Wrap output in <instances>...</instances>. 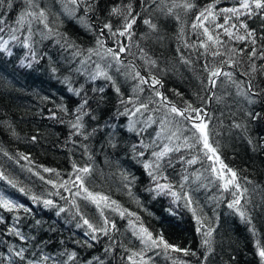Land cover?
<instances>
[{"label": "trees", "instance_id": "1", "mask_svg": "<svg viewBox=\"0 0 264 264\" xmlns=\"http://www.w3.org/2000/svg\"><path fill=\"white\" fill-rule=\"evenodd\" d=\"M246 12L240 0H0V198L17 206L0 207V264H264V11ZM121 46L118 61L107 50ZM130 60L161 85L141 84ZM220 67L232 76L211 88ZM192 109L208 112L219 161L195 144ZM73 165L107 202L85 199ZM141 228L195 255L142 243Z\"/></svg>", "mask_w": 264, "mask_h": 264}, {"label": "snow or ice", "instance_id": "2", "mask_svg": "<svg viewBox=\"0 0 264 264\" xmlns=\"http://www.w3.org/2000/svg\"><path fill=\"white\" fill-rule=\"evenodd\" d=\"M77 0H72V3H76ZM29 3H31V0H29ZM9 6H11L9 4ZM185 8L187 9H190L192 7H194L192 4L190 3H185L183 5ZM212 8H213V5H208V7L204 10V11H201L199 16L196 17V20L199 21L201 19V17H204L205 20L208 19V16H211L213 15V12H212ZM240 8L242 9H245L247 10L246 14L249 15L250 17L252 15H255L257 14L256 10H261V11H264V0H240ZM114 11H116L114 9ZM222 13H232V15L237 19L239 20V17L241 15V13L239 12V10L237 8H226V9H221L220 10ZM205 12L208 13V16L205 15ZM27 15H36V13H27ZM39 17H44L45 16V13L43 11L39 12ZM231 19V17H228V16H225L224 18V22L225 24H227L229 22V20ZM23 20V15L21 16V21ZM20 21H18L19 23ZM135 23V18H133L131 20V22L129 23H126L123 27V30L119 32V35L123 36L125 35L126 32H128V30L132 27V24ZM144 23L146 24H150V21L148 20H145ZM151 27H155L154 25H150ZM105 28H108L109 30H111V25H104ZM193 28H197V27H202L203 28V33L202 35H206L208 40L209 41H212L213 43H216V44H219L221 43V41L219 40L218 37H213L210 32H209V29L207 27H205L203 25V23H200V24H196L194 23L192 25ZM217 27H221L223 28L224 25L223 24H218ZM232 28H236L237 25L236 24H232L231 25ZM239 27L240 28H244L246 31H247V36H253L254 35V30H249L248 29V26L245 22H241L239 24ZM224 32L226 35H228V37L231 39L233 38V32L229 29V28H224ZM115 34V33H113ZM237 41H245L247 39L246 36L244 35H235L234 37ZM251 43L255 44V40H252ZM202 46H205L204 44H202ZM109 54H111L115 59H117L119 61V53L121 52H124L126 51V48L124 46H121L119 48L118 51H113V49H108L107 50ZM231 52L235 53L236 49H230ZM241 51H243L241 49ZM256 49L253 48L251 50V52L249 53V56L250 58L251 57H254L256 55ZM213 55H221L220 52H214ZM262 56H264V52L261 53ZM101 75H106L104 73H101ZM220 75H225V76H228L229 78H231L232 76V73H224L222 72L220 69H216V70H211L210 71V82L213 86H215V80L214 79H211L212 77H218ZM136 77H139L140 79V83L141 84H146L148 83L147 80H145L143 77H140L139 76V73L137 72L136 73ZM108 79H111V77H107ZM93 79H95V77H93ZM153 83L154 84H158L159 81L158 80H155L153 78ZM102 91V89H101ZM117 92H119V89L117 88ZM157 95H160L159 93H157ZM166 99V98H165ZM85 103H87V101H85ZM146 107V106H145ZM191 108V106H189ZM171 112L172 113H175L176 115H179V116H184L185 115V111H182L180 109H177L174 105L171 106ZM192 111L194 113H196L195 117H193L192 119L193 120H197L199 121L198 123H193L192 124V129H193V137L195 139V144H202L203 148L206 149L207 151L205 152V155H208V153H212L215 157H216V160L219 161V156L216 155V148L212 146V144H210L209 142V131H208V124L206 122H204L203 120H201L200 118V114H201V110L200 109H192ZM35 139V138H33ZM195 144L193 145H190V147H195ZM167 151V149H166ZM7 155V154H6ZM158 156L160 155H163V153H158L156 154ZM21 158L22 159H28L26 156H23V154H21ZM209 159H211L212 157L209 156L208 157ZM195 159H192V160H189L188 163L189 164H193L195 163ZM221 166L226 168L227 166L226 165H223L222 162H221ZM74 169L76 170L77 172V175L75 176V181H79L80 182V187L83 188V185H84V178L83 176L79 175V173H84V174H88L90 172V169L88 167H83V168H79V169H76V166L73 165ZM145 167H149V165H145ZM44 171L45 172H50V171H53L52 169H48V168H44ZM213 171H215V169H213ZM228 172L231 173L232 175V178L229 179L224 187L225 189L227 190L228 189V186L233 184L234 181H235V178H236V173L232 170V169H227ZM59 175V174H57ZM151 175V173H150ZM0 179H6V177L3 176L2 173H0ZM41 179H44V177L41 176ZM75 181H73V183H75ZM49 183H51V181H48ZM9 183H12V181H9ZM67 183V182H65ZM15 186V185H13ZM160 187H168V186H160ZM235 187L237 190H239L240 186L239 184H235ZM84 192L87 193V196L85 197V199H89L92 203L96 204V206L99 208L100 207V203L103 201V202H107L109 200V198L107 196H103V195H98V194H93L91 192H88V189L87 188H83ZM21 192L24 191L23 188L20 189ZM246 191V189H245ZM76 195H79V192L76 193ZM173 195L175 196L176 194L173 193ZM233 195L235 196L236 193L233 192ZM35 199V197H34ZM239 199H236L234 200L232 203H230L228 206L231 208V207H234L236 204H239ZM45 205H51L53 202L51 200H45L44 201ZM112 204H115L116 202L115 201H111ZM188 203H191V200L188 199ZM107 206V204L105 205ZM0 207H3V208H6L8 210H12L13 208L17 207L15 204H13L10 200H6V199H3V198H0ZM61 211H63V209H61ZM101 215L103 216V212H101ZM121 215L123 216L124 214L121 213ZM240 215L243 217L244 216V213L241 212ZM105 225L108 224V220L107 218H105V221H104ZM199 223V221H198ZM84 224H87L89 228L93 229V231H101V232H104L105 234H107V229L105 227H101L99 229H96L93 227V225L91 223H89V221L87 219H84ZM112 227L114 228L115 227V224H112ZM198 231H199V228H198ZM19 234V233H17ZM206 236H210L211 235V230H209L208 232L205 233ZM95 239V237H93ZM140 239L142 241V243H145V244H151L153 246H157L159 247L160 245H163V248L165 251H167L168 249H171L173 251H176V252H183L184 255H195L194 252H191L188 250V249H180L174 245H171V244H168L166 241L163 240L162 236H159L157 238H153V235L151 232H148L147 229L145 228H141V235H140ZM205 244L208 243L207 240L204 241ZM259 256L262 258V260H264V247H261L260 250H259ZM17 255H20L21 258H22V253H17ZM133 255H136V254H133ZM129 259L131 260L132 257L130 256ZM133 264H135V262H133Z\"/></svg>", "mask_w": 264, "mask_h": 264}, {"label": "bare ground", "instance_id": "3", "mask_svg": "<svg viewBox=\"0 0 264 264\" xmlns=\"http://www.w3.org/2000/svg\"><path fill=\"white\" fill-rule=\"evenodd\" d=\"M131 61V63L133 64V66L137 69V71H138V73H139V75H140V77H143L145 80H147L148 81V83L150 84V86L151 85H157V86H159V85H161V82L159 81V83L158 84H153V83H151L150 82V78H149V76L145 73V71L142 69V67L140 66V65H138L137 64V62L135 61V60H130ZM222 72H223V70H224V68L223 67H220L219 68ZM172 72V71H171ZM174 73V72H173ZM172 73V75H171V78L173 79V80H175V84L174 85H176V86H178L177 84H181V80H179L178 79V81H177V78L175 77V75ZM177 73H180V71L179 72H177ZM182 74H184V72H181L180 73V75H182ZM6 200H10L11 201V199H9V198H6ZM12 202V201H11Z\"/></svg>", "mask_w": 264, "mask_h": 264}, {"label": "water", "instance_id": "4", "mask_svg": "<svg viewBox=\"0 0 264 264\" xmlns=\"http://www.w3.org/2000/svg\"><path fill=\"white\" fill-rule=\"evenodd\" d=\"M119 57H120V55H119ZM152 87H154V86H156V85H151ZM211 88H212V84H211ZM160 96H162V90H161V93H160ZM210 98H211V96H210ZM169 105H171V103H168ZM208 112L207 111H205V113H203L202 115H201V119L204 117V116H206V114H207ZM196 122H197V120H195Z\"/></svg>", "mask_w": 264, "mask_h": 264}, {"label": "rangeland", "instance_id": "5", "mask_svg": "<svg viewBox=\"0 0 264 264\" xmlns=\"http://www.w3.org/2000/svg\"><path fill=\"white\" fill-rule=\"evenodd\" d=\"M164 64H165V63H164ZM165 65H166V64H165ZM168 65H169V64H168ZM164 68H165V69H168V70H170V71L172 70V67H170V66L167 67V65L164 66ZM204 113H205V112H204Z\"/></svg>", "mask_w": 264, "mask_h": 264}]
</instances>
